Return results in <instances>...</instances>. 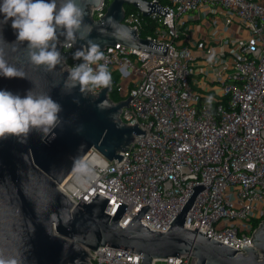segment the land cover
<instances>
[{"label": "built area", "instance_id": "obj_1", "mask_svg": "<svg viewBox=\"0 0 264 264\" xmlns=\"http://www.w3.org/2000/svg\"><path fill=\"white\" fill-rule=\"evenodd\" d=\"M106 1L91 6L94 19L105 14ZM149 1H157L168 13L144 16L124 5L122 22L139 34L145 17L150 19L153 30L144 38L165 44V54L116 43L102 50L105 59L100 62L112 74L108 96L114 92L117 97L112 101L131 96L120 109V120L136 123L145 133L120 151L119 161L89 149L57 187L73 205L102 195L111 215L118 203L126 204L122 225L147 204L140 222L165 231L192 187L203 184L183 226L196 227L242 253V244L252 245L250 237L264 220V0ZM200 10L224 17L226 24L238 23L235 39L221 47L207 46L202 39L195 50L186 22ZM59 50L67 58L64 68L79 63L72 59L74 47L59 45ZM229 54L232 61L225 60ZM207 97L213 98L211 103ZM141 258L104 245L89 251L87 264H145ZM195 261V256L181 254L149 264Z\"/></svg>", "mask_w": 264, "mask_h": 264}, {"label": "water", "instance_id": "obj_2", "mask_svg": "<svg viewBox=\"0 0 264 264\" xmlns=\"http://www.w3.org/2000/svg\"><path fill=\"white\" fill-rule=\"evenodd\" d=\"M78 2L86 12L85 22L93 28L91 38L100 43L102 50L121 43L165 54V44L141 37L122 22L124 5L133 6L144 16L152 11L167 14L168 10L157 1L111 0L99 19H94L90 12L91 6L98 5L100 0ZM15 39L11 21L0 23V47L9 50V61L21 68L26 79L0 77V89L23 96L33 87L31 81L35 82L36 90L50 91L61 104L64 123L54 130V136L42 138L33 131L23 143L15 136L0 139V251L17 256L21 264H87L89 251L104 245L139 253L145 264L181 254L195 256V264H264V220L250 237L252 245L242 244V253L209 238L196 227L183 226L196 193L205 187L203 184L192 187L193 191L165 231L149 229L140 222L147 204L126 225L120 223L124 203H118L113 215L105 211L108 199L97 193L89 201L73 205L57 185L88 150L95 148L106 159L119 161L123 157L120 151L145 132L136 123L127 124L119 118L120 109L127 106L130 95L113 102L108 96L111 86L88 96L82 95L79 88L66 93L62 89L67 75L63 64L51 72L30 65L22 47L20 51H11L13 46L4 42ZM63 39L61 36V43ZM82 43L78 41L74 49ZM101 101L103 105L97 108ZM81 126L82 130L78 131Z\"/></svg>", "mask_w": 264, "mask_h": 264}, {"label": "clouds", "instance_id": "obj_3", "mask_svg": "<svg viewBox=\"0 0 264 264\" xmlns=\"http://www.w3.org/2000/svg\"><path fill=\"white\" fill-rule=\"evenodd\" d=\"M0 20L2 24L11 21L16 36L11 51H20L21 47L27 62L37 68L51 72L66 62L58 44L62 48H72L83 41L72 53V59L79 61L67 69L62 89L70 93L79 88L82 95L88 96L96 89H106L112 84V74L106 63L100 43L91 38L93 28L85 22L86 12L78 0H0ZM111 20V18H109ZM112 23H116L112 20ZM87 29V32L84 31ZM63 36V42L60 37ZM9 50L0 47V77L5 79H26L25 73L8 59ZM209 62L213 59L208 57ZM33 87L26 93H13L0 89V139L15 136L20 142H26L33 131L42 138L54 136V130L64 123L60 113L63 108L53 99L50 91L36 90ZM212 97L206 102L211 103ZM79 103V100H74ZM101 101L97 108L103 105ZM82 130V126L78 131ZM0 264H21L20 259L10 253L0 251Z\"/></svg>", "mask_w": 264, "mask_h": 264}, {"label": "crops", "instance_id": "obj_4", "mask_svg": "<svg viewBox=\"0 0 264 264\" xmlns=\"http://www.w3.org/2000/svg\"><path fill=\"white\" fill-rule=\"evenodd\" d=\"M190 23L195 25L191 28ZM237 25L238 23L226 24L224 17L200 10L194 16L187 17L186 26L190 36L189 44L196 50L197 44L202 42V39H206L207 46L221 47L226 40L235 39L237 29H239ZM199 68L203 69L204 67L200 65ZM206 71L210 72V69ZM200 75L203 76V74Z\"/></svg>", "mask_w": 264, "mask_h": 264}, {"label": "trees", "instance_id": "obj_5", "mask_svg": "<svg viewBox=\"0 0 264 264\" xmlns=\"http://www.w3.org/2000/svg\"><path fill=\"white\" fill-rule=\"evenodd\" d=\"M110 1H111V0H107V1H106L107 4H109ZM125 8H126V9H129V8L132 9V8H134V7L131 6V5H125ZM145 20H146V24H145L143 30H141V31L139 32V35H140L141 37H145L148 33H151L152 30H153V26H154V22L150 21V19H148L147 17H145ZM110 97H111L112 100H117V97H116V95L114 94V92H112V93L110 94ZM257 223H258V222L255 221L253 224L256 226Z\"/></svg>", "mask_w": 264, "mask_h": 264}, {"label": "rangeland", "instance_id": "obj_6", "mask_svg": "<svg viewBox=\"0 0 264 264\" xmlns=\"http://www.w3.org/2000/svg\"><path fill=\"white\" fill-rule=\"evenodd\" d=\"M195 24L194 23H190L189 24V26L192 28L193 26H194ZM226 61H232L233 60V57H232V55H228L227 57H226V59H225ZM215 86H218V84H215ZM230 197L231 198H235L236 197V193H230Z\"/></svg>", "mask_w": 264, "mask_h": 264}]
</instances>
